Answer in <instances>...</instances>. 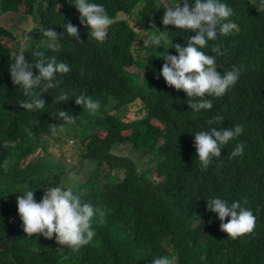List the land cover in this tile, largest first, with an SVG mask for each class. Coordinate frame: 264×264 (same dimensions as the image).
Returning <instances> with one entry per match:
<instances>
[{
	"label": "trees",
	"instance_id": "1",
	"mask_svg": "<svg viewBox=\"0 0 264 264\" xmlns=\"http://www.w3.org/2000/svg\"><path fill=\"white\" fill-rule=\"evenodd\" d=\"M95 2L114 21L102 43L89 37L69 0H0V139L7 152L0 168V264H152L157 256H167L172 264H264V0H224L233 9L229 19L236 28L210 42L222 54L210 47L203 51L216 55L221 73L238 66L240 77L223 97L212 98L211 110L201 113L192 112L186 93L160 76L165 60L153 49L139 48L153 26L182 46L196 35L162 24L165 9L160 6L175 0ZM19 13L32 20L25 42L1 24L3 16ZM69 22L79 29V41L65 34L59 53L46 50L39 30L51 27L59 35ZM36 46L71 70L58 74L42 93L45 108L29 112L20 104L28 98L13 84L9 68L23 51L38 75L32 55ZM168 53L178 55L175 48ZM60 90L84 93L101 107L92 114L74 98L56 104ZM58 108L77 121L52 136L49 124L59 123L53 120ZM215 115L223 120L213 126L239 124L243 132L203 169L192 133L206 130ZM61 135L72 143L61 147V158L54 160L66 165L56 173L47 162L52 142L61 141ZM237 142L245 145L244 154L230 159ZM126 148L137 153V160L114 153ZM84 163L92 172L79 193L104 214L103 223L93 222L92 242L74 252L39 234L8 239L23 225L16 202L23 193L16 191L33 189L39 202L44 188L66 186ZM212 196L247 199V207L259 215L255 233L229 238L207 208Z\"/></svg>",
	"mask_w": 264,
	"mask_h": 264
},
{
	"label": "clouds",
	"instance_id": "2",
	"mask_svg": "<svg viewBox=\"0 0 264 264\" xmlns=\"http://www.w3.org/2000/svg\"><path fill=\"white\" fill-rule=\"evenodd\" d=\"M69 2L77 8L80 24L88 28L89 37L102 43L114 22L105 6L95 0H69ZM161 7L165 9L163 25L195 31L196 35L189 37L187 46H182L179 43L174 44L173 40L169 39L168 31H161L153 26L154 32L146 33L140 38L143 45L139 48L153 49L157 53L155 56L165 60L160 69V76L168 86L186 93L187 103L192 108V112H207L213 108L212 98L223 97L235 86L240 77L241 69L238 66L233 65L221 73L217 70L216 55L203 51L206 47H210L213 53L222 54L220 48L212 46L210 42L216 41L219 36H228L235 30L236 24L229 19L233 15V9L224 0H183V7L180 6V0H175ZM62 28L63 32L59 35L51 27L39 30L43 37L40 41L46 50L59 53L65 34L79 41V29L76 26L69 22L63 24ZM161 47L164 51H157ZM36 48L38 50L33 51L32 55L37 57L34 60V67L38 70V75L33 74L31 70L33 63L26 59L23 51L16 54L9 68L13 84L18 85L23 90V96L28 98L20 100V104L29 112L43 110L46 103L42 93L48 92L52 87L51 82L58 74H67L71 70L66 62L58 60L55 56H47L38 46ZM171 48H175L178 55L168 53V49ZM37 89L39 91H36ZM58 93L54 101L56 104L74 98L76 105L82 106L83 111L92 114L101 107L99 100L84 93L77 94L66 90H60ZM58 109L53 120L59 123L49 124L52 136H57L66 126H73L77 121V117L71 112ZM222 120V115H215L207 120L206 130L192 133L197 160L203 169H207L214 158H221L222 148L236 140L243 132V127L239 124L228 128L213 126ZM244 148L243 143L237 142L229 158L242 156ZM49 155L47 164L52 158V153ZM54 160L58 161V158ZM69 180L71 183L67 186L44 188V194L39 202L34 198L33 189L16 191L23 193V196L17 194L16 201L23 225L8 235V239L22 233L29 237L32 234H39L47 239L54 238L63 246L62 249L67 247L74 252L92 242L96 234L93 222L95 220L96 223H103L104 214L93 204L82 199L78 191L80 182L78 175L70 174ZM206 200L208 210L217 214L221 221L220 229L227 233L229 238L236 239L255 233L259 215L254 214L253 210L247 207V199L230 202L219 196H212ZM226 218L230 219L225 222ZM152 264H172V262L167 256H157L153 257Z\"/></svg>",
	"mask_w": 264,
	"mask_h": 264
},
{
	"label": "rangeland",
	"instance_id": "3",
	"mask_svg": "<svg viewBox=\"0 0 264 264\" xmlns=\"http://www.w3.org/2000/svg\"><path fill=\"white\" fill-rule=\"evenodd\" d=\"M1 24L3 26H5L8 29L13 30L17 36H19L23 42H25L24 38H27L29 31L32 29V20L31 17L26 15L25 13H19L16 15H6L3 16L1 19ZM139 71V70H137ZM61 141H53L52 142V158L50 159L48 166L51 167L52 170H54L56 173L60 172L63 169H66V165L64 164H54L53 160L55 158H61L62 155V151H61V147H66L68 144H71L72 141H67V137H65V135H61L60 136ZM114 153L116 154H120V155H127L132 157L133 159L137 160L138 155L137 153H134L133 150L131 148H126L124 150H118L115 151ZM67 164L69 162H66ZM79 165V169L77 171L74 172V174L78 175L80 177V182L78 185V191H83L84 185L87 182V179L89 177V175H91L92 172V166L91 164L88 163H84L83 165ZM67 170H69L67 168ZM115 174V173H112ZM124 177V175L122 174V178ZM71 182L70 180L68 181V183H66V186L69 185ZM173 264H176V262L174 261Z\"/></svg>",
	"mask_w": 264,
	"mask_h": 264
},
{
	"label": "water",
	"instance_id": "4",
	"mask_svg": "<svg viewBox=\"0 0 264 264\" xmlns=\"http://www.w3.org/2000/svg\"><path fill=\"white\" fill-rule=\"evenodd\" d=\"M0 148L3 151L2 159L0 161V168H1V165H2V163H3V161L5 160V157H6V151L4 149V145H3L2 141H1V139H0Z\"/></svg>",
	"mask_w": 264,
	"mask_h": 264
}]
</instances>
